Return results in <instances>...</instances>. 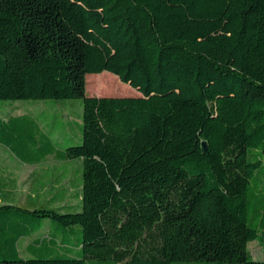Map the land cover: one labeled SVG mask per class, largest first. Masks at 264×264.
Segmentation results:
<instances>
[{"label": "trees", "instance_id": "1", "mask_svg": "<svg viewBox=\"0 0 264 264\" xmlns=\"http://www.w3.org/2000/svg\"><path fill=\"white\" fill-rule=\"evenodd\" d=\"M29 99H79L80 143L0 105V145L78 164L24 204L0 173V264H264V0H0V103Z\"/></svg>", "mask_w": 264, "mask_h": 264}, {"label": "rangeland", "instance_id": "2", "mask_svg": "<svg viewBox=\"0 0 264 264\" xmlns=\"http://www.w3.org/2000/svg\"><path fill=\"white\" fill-rule=\"evenodd\" d=\"M103 74L114 76L109 72ZM102 74V75H103ZM90 75V74H88ZM86 76L85 93L87 96H138L140 93L129 86L128 84L119 81L121 88H112L114 93L97 94L91 92L89 83L94 81L91 77H100L102 75L93 74ZM102 76L105 78L106 76ZM116 78V76H115ZM0 105L11 106L12 115H20L30 113L39 120H44L43 126L47 130L58 147H65L72 144L80 143V133L74 126L70 127L66 123H75V117L71 115L73 112H81L79 99H65V100H17L5 101ZM76 162H59L53 157H48L45 162L40 165H29L18 161L7 149L0 145V173L2 176H14L17 179V202L24 204L26 196L33 186V183L43 176L47 181L52 180L54 175L52 172L59 167L63 175L70 176L74 173ZM36 177V178H35ZM41 177V180L43 179ZM29 240L24 238L19 241L20 251L24 254V248ZM248 250L251 256L255 259L263 257L264 249L256 242L248 243Z\"/></svg>", "mask_w": 264, "mask_h": 264}, {"label": "crops", "instance_id": "3", "mask_svg": "<svg viewBox=\"0 0 264 264\" xmlns=\"http://www.w3.org/2000/svg\"><path fill=\"white\" fill-rule=\"evenodd\" d=\"M102 74H103V73H102ZM102 74H99V75H102ZM103 75H104V74H103ZM103 75H102V76H103ZM104 76H106V77H115V76H111L110 74H109V75L105 74ZM52 173L54 174V175L52 176L53 179L60 178V180H67V179L71 178V175H70V176L63 175V174H62V170L59 169V167H57ZM11 177H12V178H15L14 176H11ZM41 177H43V176H40L39 179L35 177L37 180L33 183V186L30 188V191H29V193H28L27 196H26V200H27V198H28L29 195H35V193L37 192L36 188H37V186H38L39 184H42V182L47 181V179H46L45 177H43V179L41 180ZM15 179H16V178H15ZM53 179L50 180V181L52 182ZM16 181H17V179H16ZM50 181H47V182H50ZM47 189H48V188H47ZM47 189H46L45 192L42 191L41 194H42V195L47 194V193H48V190H47ZM16 196H17V186H16ZM68 203H74V201H73V202L70 201V202H68Z\"/></svg>", "mask_w": 264, "mask_h": 264}]
</instances>
